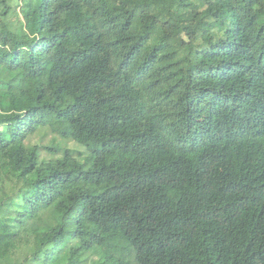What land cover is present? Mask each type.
Segmentation results:
<instances>
[{"label": "trees", "instance_id": "16d2710c", "mask_svg": "<svg viewBox=\"0 0 264 264\" xmlns=\"http://www.w3.org/2000/svg\"><path fill=\"white\" fill-rule=\"evenodd\" d=\"M0 264H264V0H0Z\"/></svg>", "mask_w": 264, "mask_h": 264}, {"label": "rangeland", "instance_id": "374dc122", "mask_svg": "<svg viewBox=\"0 0 264 264\" xmlns=\"http://www.w3.org/2000/svg\"><path fill=\"white\" fill-rule=\"evenodd\" d=\"M54 135H52L50 132L48 131H43V129H39L35 135H34V142L37 141V137H39V139L43 142V143H48L51 141V138L53 137ZM41 137V138H40ZM55 137V136H54ZM56 138V141L59 142L60 144L62 145H70L72 146L73 144L71 143V141H65V140H62L58 137H55ZM45 155H47V153L43 152ZM49 155V154H48Z\"/></svg>", "mask_w": 264, "mask_h": 264}]
</instances>
